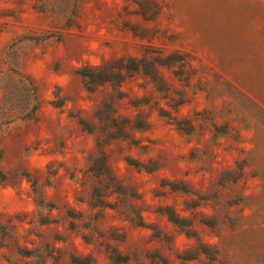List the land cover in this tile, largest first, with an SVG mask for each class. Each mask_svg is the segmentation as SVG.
Returning a JSON list of instances; mask_svg holds the SVG:
<instances>
[{"label": "rangeland", "instance_id": "1", "mask_svg": "<svg viewBox=\"0 0 264 264\" xmlns=\"http://www.w3.org/2000/svg\"><path fill=\"white\" fill-rule=\"evenodd\" d=\"M0 264H264V0H0Z\"/></svg>", "mask_w": 264, "mask_h": 264}]
</instances>
